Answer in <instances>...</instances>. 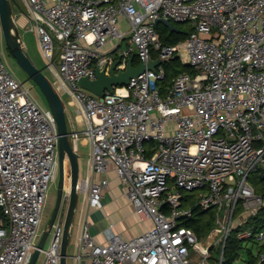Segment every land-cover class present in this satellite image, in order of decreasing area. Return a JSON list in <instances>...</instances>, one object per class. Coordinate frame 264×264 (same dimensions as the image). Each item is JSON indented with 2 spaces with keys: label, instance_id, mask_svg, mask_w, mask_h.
<instances>
[{
  "label": "built area",
  "instance_id": "1",
  "mask_svg": "<svg viewBox=\"0 0 264 264\" xmlns=\"http://www.w3.org/2000/svg\"><path fill=\"white\" fill-rule=\"evenodd\" d=\"M23 2L54 88L83 117V130L71 126V142L91 145L88 174L77 185L73 264H213L216 246L224 264L236 229L264 264V226L253 224L264 196L250 180L264 166V0ZM158 18L191 22L194 30L164 44ZM1 38L0 25V264H29L58 173L60 135L51 109L9 70ZM133 54L145 63L178 56L196 72L178 74L164 93V64L103 96L79 85L120 55L116 70H125ZM111 171L150 226L126 239L112 222L100 241L90 231L89 210L103 207ZM70 195L66 180L41 264H61ZM211 208L213 227L199 239L186 224Z\"/></svg>",
  "mask_w": 264,
  "mask_h": 264
},
{
  "label": "water",
  "instance_id": "2",
  "mask_svg": "<svg viewBox=\"0 0 264 264\" xmlns=\"http://www.w3.org/2000/svg\"><path fill=\"white\" fill-rule=\"evenodd\" d=\"M14 0H0V25L2 36L10 53L17 59L18 63L28 73L30 78L40 87L43 92L48 107L53 112L59 129V181L57 198L54 209L52 211L48 229L43 233L34 249L32 258L29 264H36L41 254V249L45 246L48 239L51 227L59 213L62 205L63 192L66 182V160H69L71 174V195L67 208L66 219L64 224V234L61 246V264H67L68 246L72 240V226L74 223L76 209L78 205V190L77 185L80 181V165L79 152L71 142V124L68 109L54 88L51 80L47 77L43 70L39 69L33 62L27 48L24 46V41L21 36L16 16L13 9ZM163 23L173 31H179L176 24L164 18L155 20V24ZM121 55L112 63L107 70V66L97 70V77L90 79L87 76L79 80V85L98 94L105 95L106 91L113 92L115 86L127 85L131 79L140 75L146 68L154 69L159 64H164L169 61L168 58L151 59L149 62H140L135 66L134 55L128 58L127 67L125 70H116L117 65L121 61Z\"/></svg>",
  "mask_w": 264,
  "mask_h": 264
},
{
  "label": "rangeland",
  "instance_id": "3",
  "mask_svg": "<svg viewBox=\"0 0 264 264\" xmlns=\"http://www.w3.org/2000/svg\"><path fill=\"white\" fill-rule=\"evenodd\" d=\"M21 7H23L26 10V6L23 2V0H14L13 1V9L14 12H20L21 11ZM22 30V34H23V40L27 46V50L33 60V62L35 63V65L44 71V73L47 75V77L50 80H54L55 79V75L53 74L52 70H50V68L47 65L46 59L44 58V56L42 55L41 51H40V47H39V43H38V38L37 35L34 31L28 30L25 31V29H21ZM129 41L124 40L122 43V47L127 49L129 48ZM1 49L3 51V56L5 59V62L9 68V70L14 74V76L16 77V79H18L19 81L23 82L25 84L26 87H28L30 89V92L33 96V98L38 102V104H40L43 108H49L48 107V103L47 100L43 94V92L41 91L40 87L30 78V76L28 75V73L22 68V66L18 63L17 59L10 53L9 49L6 46V43L3 39V36L1 38ZM57 62V61H56ZM67 96H64V99L66 100ZM81 126V129L83 130L85 128V125H79V127ZM79 146H81V142H79ZM88 151V147H84L81 146V151ZM85 152L83 154H81V168L80 169V179H84L83 178V174H85V169H86V154ZM263 165L260 166V168H262ZM255 174H257V172H253L250 176V178H252ZM71 174H70V164H69V160H66V180L71 181ZM58 181H59V167H58V173L57 176L55 178L54 181L51 182L50 186H49V190H48V195H47V200L45 202L43 211H42V216H41V222L38 228V237H37V243L40 240L41 236L43 235V233L48 229V224L50 221V217L52 214V211L54 209L55 203H56V198H57V190H58ZM78 208H80L81 206V202H82V193L79 194L78 196ZM214 223V222H213ZM76 229H77V224H75L74 228H73V233H72V242L69 244L68 246V259H67V264H73V259H72V255L74 253V238H75V234H76ZM241 229H244V227H241ZM233 235V233L231 234ZM52 239V234H49L48 239L45 243V248L49 246L50 242ZM243 246V245H242ZM223 252V247L219 248V247H214L213 249V257L211 259V261L213 262V264H220V259H221V255ZM225 254V251H224ZM248 257L247 252L245 253V248L244 246L239 248L238 250V255H236L233 260L232 263L233 264H242L244 262V260H246ZM43 258V254L41 253L38 261L36 264H41ZM225 264V263H224Z\"/></svg>",
  "mask_w": 264,
  "mask_h": 264
},
{
  "label": "crops",
  "instance_id": "4",
  "mask_svg": "<svg viewBox=\"0 0 264 264\" xmlns=\"http://www.w3.org/2000/svg\"><path fill=\"white\" fill-rule=\"evenodd\" d=\"M24 11H20L15 13L16 21L21 33V29H25V31L30 30L29 22L27 15ZM23 38V37H22ZM24 41V40H23ZM39 43V42H38ZM112 44V43H110ZM24 46L27 48L25 42ZM111 47V45L109 46ZM70 116V124L80 130L83 124V117L77 113L75 107L67 108ZM81 146L88 147V151H81V146H75V149L79 152V165L81 168V154L85 152L86 156V169L85 174H83V178H85L88 174V156L90 154L91 145L88 139H81ZM103 174H96L95 179H100ZM110 178V186L105 191V194L102 199V208H91L89 210L90 214V231L92 235L100 241H105L106 233L112 222L115 223V231L120 233L124 238L128 239L134 237L138 234H141L145 231V229L150 226L149 222H142L138 215L136 214L133 205L126 197L123 192L122 184L119 182V179L116 176L114 171H111L108 174ZM77 230V229H76ZM82 264H86V261L83 260Z\"/></svg>",
  "mask_w": 264,
  "mask_h": 264
},
{
  "label": "trees",
  "instance_id": "5",
  "mask_svg": "<svg viewBox=\"0 0 264 264\" xmlns=\"http://www.w3.org/2000/svg\"><path fill=\"white\" fill-rule=\"evenodd\" d=\"M22 11H26L23 7H21ZM176 26L179 28V31H173L168 26L163 23H159L156 25V29L160 35V38L164 44H176L180 41L186 39L189 33L194 30L191 22H174ZM134 55V65L137 66L140 63V60L137 54ZM156 57L157 54L155 53ZM164 68L166 72V78L160 82V86L162 92L164 93L168 86H172L173 79L180 73L187 72L194 74L196 70L193 69L189 64L184 63L180 57L174 56L170 58L169 61L164 63ZM251 183L254 185L256 191L264 196V166L259 169L257 174H255L252 178H250ZM190 196V195H188ZM193 196H196L195 194ZM192 198V197H191ZM190 200V199H189ZM215 216V209L211 208L206 211H199L196 218L187 222L186 225L194 228L199 239H202L206 236V234L212 229L213 222ZM253 224L256 228H260L264 226V209L260 213V215L254 217ZM239 229H236L233 232V235L229 236L227 241V245L225 247V264H233V258L238 255L239 248H245V253L247 252L248 257L242 264H257L258 258L256 255V251L252 247H248L246 240H242L238 237ZM243 245V246H242ZM239 264V263H238Z\"/></svg>",
  "mask_w": 264,
  "mask_h": 264
}]
</instances>
